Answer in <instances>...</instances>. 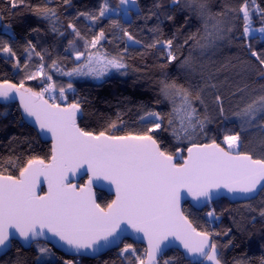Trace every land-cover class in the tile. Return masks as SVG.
I'll list each match as a JSON object with an SVG mask.
<instances>
[{
    "label": "snow or ice",
    "instance_id": "6c2138e0",
    "mask_svg": "<svg viewBox=\"0 0 264 264\" xmlns=\"http://www.w3.org/2000/svg\"><path fill=\"white\" fill-rule=\"evenodd\" d=\"M63 2L67 4L69 0ZM136 2L120 0V10L127 16ZM10 3L15 8L24 0H10ZM172 3L179 5L181 0H172ZM184 3L203 20L205 32L208 36L214 35V39L202 44L197 33H191L181 45L174 47L175 35L169 39L157 36L144 47L159 50L161 58L167 61L161 67L179 61L178 71L190 74L194 71L192 51L196 47L203 49L211 46L215 39L222 38L223 29L217 17L224 13L212 15L207 0H184ZM116 11L109 7L108 0H103L98 15H79L97 21ZM239 11L243 13V34L247 37L250 31L257 30L251 28L247 3ZM34 12L46 20L58 22L54 8L37 6ZM166 19L173 17L168 15ZM212 21H215L212 24L214 34L208 32V25ZM113 24L117 22L113 21ZM68 28L75 39L69 41L66 51L71 50L75 60L79 62L83 59V62L64 75L100 78L113 69L121 75L125 74L129 66L123 54L109 56L99 50L91 51L105 39L103 30L88 39L71 21ZM52 30H57L55 25ZM150 31L160 33L161 29L157 25ZM258 31L264 33V27ZM123 35L132 45L142 43L127 29H123ZM77 40L83 41V51L76 47ZM189 42H192L191 45ZM185 46L190 48L189 55L181 59L177 52ZM25 51L29 52V60L32 54L40 57L41 61L44 59L40 52H36L31 41H28ZM0 53L8 58L16 56L13 48L3 41H0ZM251 55L264 66V53L251 51ZM56 63L53 61L51 66L56 67ZM13 66L19 68V60ZM27 67L26 63L24 68ZM259 75L264 78V71ZM37 76L44 77L46 81L52 80L50 75L45 76L43 63L26 79L34 80ZM216 87L207 82L200 87L191 83L181 84L176 78L165 75L158 81L159 98L156 103L167 102L169 111L162 114L141 105L137 120L133 122L139 125L140 130L116 134L126 126L120 112L99 131L80 126L78 118L84 116L83 102L79 99L67 102L66 93L74 91L71 83L66 88L59 87L58 102L53 95L45 98L46 93L51 94L56 89L54 83H46L40 91H34L26 88L23 81L19 84L7 80L0 82V100L10 101L19 97L23 113L38 127V135L50 134L52 141L51 162L45 163L44 158L30 156L23 166H19V175L6 174L7 169L3 166L7 163L17 167L18 158L14 160L9 157L7 161H0V252L6 255L14 240L22 241V246H30L37 238H47L50 234L77 256L96 255L120 241L121 233L131 229L133 233L142 234L140 238L147 240V248L143 253H138L131 244H125L119 255L126 264H159L169 237L179 241L187 253L195 258L196 264H222L220 249L228 245L220 246L215 242L213 236L220 233L197 231L192 226L180 209L181 192H186L195 201L203 199L206 202L211 201L214 192L219 193L221 189L254 198L264 193V158H254L253 154L238 150L241 147L239 132L224 135L223 142L227 148L221 147L215 139L210 143L199 142V134L204 133L209 122L208 96H211V105L221 116L225 112L224 97L219 92H208L209 88ZM237 91L243 92L244 89ZM258 91L257 95L249 93L250 99L233 113L242 129L252 126L258 117L264 116V84L259 86ZM200 108H203V112ZM165 131L177 144L188 142L186 157L182 155L180 147H176L174 152L169 150L159 137V133ZM80 169L85 170L87 182L83 185L71 183L69 176ZM41 177L47 182V192L43 195L37 192ZM99 181H107L115 189L116 198L103 206L96 201L92 191V186ZM259 215L264 217V209L259 211ZM207 216L216 218L214 211H209ZM224 234L227 235V232ZM37 248L42 255L51 253L47 247L37 245ZM16 264H21V261L18 259ZM63 264L76 262L64 260ZM163 264H174V260L165 259ZM235 264H244V261L237 260ZM261 264H264V258H261Z\"/></svg>",
    "mask_w": 264,
    "mask_h": 264
},
{
    "label": "trees",
    "instance_id": "16d2710c",
    "mask_svg": "<svg viewBox=\"0 0 264 264\" xmlns=\"http://www.w3.org/2000/svg\"><path fill=\"white\" fill-rule=\"evenodd\" d=\"M102 3L103 0H69L67 4L63 0H24V3H18V6L13 8L10 0H0L2 28L4 25L11 31L8 33L1 28L0 41L8 43L16 52V56L12 58L0 53V82L7 80L19 84L23 81L26 88L40 91L47 83L45 78L37 76V79L29 80L26 76L35 72L43 63L45 76L52 77L51 82L56 85L57 90L61 86L66 88L69 83L72 84L74 91L67 94V102L76 99L83 102L84 116L82 119L78 118L81 127L99 131L110 118L115 119L118 112L123 113L126 126L116 134L140 130L139 125L133 122L137 120V112L141 105L162 114L169 111L170 106L167 102L156 103L159 98L158 81L165 75L176 78L178 83L186 85L191 83L196 87L203 86L205 82L215 84L217 87L209 88L208 92L212 94L219 92L224 97L225 112L221 116L211 105V96H208L209 122L204 133L199 134V142L210 143L215 139L225 147L224 135L239 132L241 147L238 150L249 152L254 158H264V116L258 117L252 126H245L242 129L239 119L233 115L250 99L249 93L259 94V86L264 84V78L259 75L264 71V66L251 55V51L264 53V38L244 36L243 13L239 11L241 6L247 3L252 27H264V0H207L208 10L212 15L224 13L223 16L217 17L223 29L222 38L215 39L211 46L203 49L196 47L192 51L194 71L190 74L178 71L179 61L161 67L167 61L161 58L159 50L144 47L157 36L160 39H169L175 35L174 47L181 45L185 37L191 33H197V38L202 44L214 39V35L208 36L203 20L185 6L184 0H181L179 5H173L172 0H137L136 9L131 11L128 19L120 10V0H108L109 7L118 11L110 12L97 21L79 15L80 13L98 15ZM37 6L56 9L58 22L46 20L35 14L34 9ZM168 15L173 19H166ZM70 21L88 39L103 30L105 39L91 51L100 50L109 56L123 54L125 63L129 66L125 74L116 72L100 82L66 78L63 73L77 66L74 53L71 50L66 51L69 41L75 39L68 28ZM113 21L117 24L114 25ZM213 23L215 21L209 23L208 32L214 34ZM53 25L56 31L52 30ZM157 25L161 29L160 33L150 31ZM123 29H127L142 43L132 45L123 35ZM28 41L35 46L36 52L43 55V61L34 54L30 60L28 59L29 52L25 51ZM191 43L189 42L190 45ZM76 47L83 51V41L77 40ZM189 50V46H185L177 55L183 59L189 55ZM17 60L20 63L19 68L13 66ZM53 61L57 62L56 67L51 66ZM26 63L28 67L24 68ZM238 89L244 91L238 92ZM254 89L257 91L253 92ZM200 111L203 112V108H200ZM159 137L164 140L170 151L174 152L176 147H180L183 150L182 155L185 156L187 141L177 144L166 131L159 133ZM30 156H39L47 162L51 156L50 144L42 142L35 131L22 121L16 105H0V161H7L9 157L14 160L18 158L15 168L4 163L6 174L19 175V166H23ZM85 180L86 178L81 179L80 184ZM96 198L102 206L112 201L111 197L102 192H97ZM211 207L216 218L212 223H208L203 218V213L209 212ZM261 209H264V193L244 203L231 204L225 199H220L208 205L203 211H196L186 203L183 206V213L197 231L220 233L213 236V239L220 246L228 245L220 249L222 264H235L237 260H243L244 264H261V258H264V217L259 215ZM229 241L232 243L229 244ZM124 243L131 244L137 252L144 251L141 245L130 241ZM35 245L51 249L53 258L38 261ZM120 249L121 247L110 250L96 259H86L67 257L44 243H33L30 248L25 249L13 242L8 253L0 258V264H16L18 259L21 264H63L64 260H73L76 264H126L119 255ZM165 259H173L174 264H190L178 251L166 252L159 264H163Z\"/></svg>",
    "mask_w": 264,
    "mask_h": 264
},
{
    "label": "water",
    "instance_id": "95a60500",
    "mask_svg": "<svg viewBox=\"0 0 264 264\" xmlns=\"http://www.w3.org/2000/svg\"><path fill=\"white\" fill-rule=\"evenodd\" d=\"M2 28V18L0 16V29ZM0 105L2 106H8V105H16L19 113H20V116H21V119L22 121L28 126L30 127L31 129H33L35 131V133L37 134V136L39 137V139L44 142V143H49L50 144V148H51V144H52V141L50 139V134L47 135V136H41V135H38V127L35 126L32 122V120L28 117H26V115L23 113V109L22 107L20 106V101H19V97H14V99L10 100V101H3V100H0ZM222 147V146H221ZM187 155V151H185V157ZM50 158L47 162L45 163H50ZM83 178H86L85 182L83 184H85L88 180V176L87 174H85V170L84 169H80L76 172L75 175H70L69 176V180L71 183L73 184H77V185H83V184H80V180L83 179ZM92 191L95 195V198H96V193L97 192H102V193H105L107 196L111 197L112 200H114L116 197H115V189H114V186L110 185L107 181H99L97 183H95L93 186H92ZM37 192L41 195L45 194L47 192V182L44 180L43 177L40 178V184L37 188ZM259 195V194H258ZM258 195H255L254 198L252 197H244L242 195H239V194H231V193H228L226 189H221L219 191V193H215L213 194V198L211 201H204L203 199H201L200 201H195L193 200V198L188 195L186 192L182 191L181 192V199H180V209L181 211L183 212V206L184 204H188L191 208H193L194 210L196 211H202L203 209H205L208 205L220 200V199H225L227 200V202L233 204V203H244V202H248V201H251V200H254L255 198L258 197ZM96 201H97V198H96ZM121 237L122 239L120 241H117L111 245H109L108 247L102 249L98 254L96 255H93L91 253L87 254V255H84V254H81L79 256H77L74 252L72 251H69L67 249V247L58 241V239L56 238H53L50 236L45 238V237H40V238H37L36 241L32 242L31 245L33 243H44L48 246H50L53 250L67 256V257H71V258H86V259H96L104 254H106L107 252H109L110 250H116V249H119L120 246L122 244H124V242L126 241H130L132 242L133 244H137V245H141L144 247V249L147 248V240L146 239H142L140 237H142V234H136V233H133L131 231V229H128L126 230L125 232L121 233ZM14 242L18 243L20 246H22V241L20 240H14ZM165 244H167V247L165 248L164 250V254L170 250L172 251H178L182 254L184 260H186L187 262H189L190 264H196V260L193 256H191L190 254L187 253V251L183 248V246L179 243V241H176L173 237H169L168 238V241L165 242ZM31 245H23L22 247L23 248H30ZM163 254V256H164ZM5 254L3 252H0V258L2 256H4ZM163 258V257H162Z\"/></svg>",
    "mask_w": 264,
    "mask_h": 264
},
{
    "label": "rangeland",
    "instance_id": "374dc122",
    "mask_svg": "<svg viewBox=\"0 0 264 264\" xmlns=\"http://www.w3.org/2000/svg\"><path fill=\"white\" fill-rule=\"evenodd\" d=\"M124 7H128V6H124ZM135 9H136V5H134V6H132V11H135ZM125 16V15H124ZM125 18L126 19H128L129 18V15H127V16H125ZM251 24V23H250ZM251 28L252 29H256L257 31H250V33H249V35L247 36V37H249V36H257V37H259V38H261V39H263L264 38V33H260L259 31H258V29L259 28H254V27H252V25H251ZM2 30H4V31H7L8 33H11V31L9 30V29H7L6 28V26H4L3 25V28H2ZM97 50H94L93 52H96ZM100 51V50H99ZM100 52H102V51H100ZM102 53H104V52H102ZM76 61V60H75ZM77 62V65L79 64V63H82L83 62V59L81 60V61H76ZM117 71L115 70V69H113V70H111L107 75H105V76H103V77H100V78H96V77H93V76H81V75H76V76H72V77H69V76H66L65 75V77L66 78H68V79H87V80H91V81H94V82H100V81H102L105 77H107V76H109V75H111V74H113V73H116ZM47 83H52L51 81H47ZM45 86H46V84H45ZM70 93H72V91H68L67 93H66V95L67 94H70ZM49 95H53V96H56L57 97V101L59 102V90H57V89H55L51 94H49V93H46L45 94V98H49ZM226 145V144H225ZM226 148H227V146H225ZM210 211H212V207H211V210ZM126 243H124L123 245H121L120 247H121V249L124 247V245H125ZM39 246H42V247H46V246H43V245H39ZM143 249H144V247H142ZM35 249L38 251V248H37V245H35ZM118 252H120V251H118ZM138 253H141L140 251L138 252ZM143 253V252H142ZM38 257H40V259H37L38 261H47V260H51L52 258H53V255H52V253L51 254H44V255H42V254H40L39 253V251H38Z\"/></svg>",
    "mask_w": 264,
    "mask_h": 264
},
{
    "label": "built area",
    "instance_id": "2783aa9c",
    "mask_svg": "<svg viewBox=\"0 0 264 264\" xmlns=\"http://www.w3.org/2000/svg\"><path fill=\"white\" fill-rule=\"evenodd\" d=\"M207 211H205L204 213H203V218L208 222V223H212L213 221H214V219L212 218V217H208L207 216Z\"/></svg>",
    "mask_w": 264,
    "mask_h": 264
}]
</instances>
